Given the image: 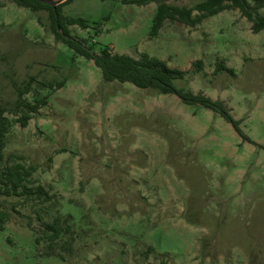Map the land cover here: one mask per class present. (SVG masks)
Wrapping results in <instances>:
<instances>
[{"label":"rangeland","instance_id":"rangeland-1","mask_svg":"<svg viewBox=\"0 0 264 264\" xmlns=\"http://www.w3.org/2000/svg\"><path fill=\"white\" fill-rule=\"evenodd\" d=\"M0 2V104L12 109L16 85L31 78L25 98L48 99L26 128L6 114L0 168L34 169L26 183L55 196L44 205L0 194L9 216L0 264H264V30L254 34L232 10L194 28L167 21L151 38L155 3L62 8L88 22L70 33L94 52L148 54L188 72L176 86L224 102L250 143L176 95L105 82L92 60L56 40L48 11ZM222 61L235 75L215 73ZM55 219L67 231L51 242L43 223Z\"/></svg>","mask_w":264,"mask_h":264},{"label":"trees","instance_id":"trees-1","mask_svg":"<svg viewBox=\"0 0 264 264\" xmlns=\"http://www.w3.org/2000/svg\"><path fill=\"white\" fill-rule=\"evenodd\" d=\"M19 7L31 9L33 12L48 11L50 13L51 29L57 41L63 42L76 54L92 60L102 71L105 82L130 83L139 89H153L160 94L176 95L184 104L202 106L214 113L219 114L240 137L247 142H253L240 127L241 122L236 120L222 101H214L206 95L195 94L186 89H179L176 82L184 80L188 72L173 68L169 64L148 54H141L138 58L126 54H113L107 50L100 53L94 52L85 43L72 36L70 27L78 26L81 29H88L90 26L83 18L66 17L62 8L73 0H66L57 7L44 4L41 0H10ZM107 1V0H101ZM172 0H121L124 5L147 6L151 3L157 5V11L153 20L150 37L155 38L167 21L180 23L187 27H197L206 19L216 16L224 11H239L241 16L251 24V31L258 34L264 30V0H204L192 7H182L170 4ZM0 7L3 5L0 2ZM197 72H202L203 62L196 61L192 65ZM227 72L232 76L235 71L225 65V62L217 64L215 73ZM35 78L23 86L16 85L17 100L15 106L9 109L0 104V165L4 160L3 151L6 147V137L10 129L7 113L17 117V122L22 128L28 126L29 121L48 105L46 97L36 99L34 103L29 102L25 96L33 87ZM42 88H53V84L40 83ZM64 83H58L60 89ZM34 169H28L22 164L16 167L6 166L0 168V194L6 197H25L27 200L40 204L51 203L55 196L51 195L44 186H29L26 183ZM9 219L8 214L0 211V231H2ZM45 233L51 242H55L65 233L60 226L59 219L53 222H44ZM41 238H37L39 243Z\"/></svg>","mask_w":264,"mask_h":264},{"label":"water","instance_id":"water-1","mask_svg":"<svg viewBox=\"0 0 264 264\" xmlns=\"http://www.w3.org/2000/svg\"><path fill=\"white\" fill-rule=\"evenodd\" d=\"M44 4L51 7H57L58 5L64 3L66 0H41Z\"/></svg>","mask_w":264,"mask_h":264}]
</instances>
